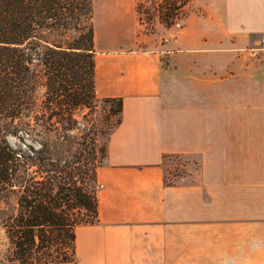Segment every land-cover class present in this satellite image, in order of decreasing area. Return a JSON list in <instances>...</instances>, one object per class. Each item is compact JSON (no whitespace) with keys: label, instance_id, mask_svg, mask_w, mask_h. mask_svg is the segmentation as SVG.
Returning <instances> with one entry per match:
<instances>
[{"label":"crops","instance_id":"1","mask_svg":"<svg viewBox=\"0 0 264 264\" xmlns=\"http://www.w3.org/2000/svg\"><path fill=\"white\" fill-rule=\"evenodd\" d=\"M99 14L95 93L122 111L97 222L75 228L73 261L26 264H264V0H191L153 44L134 0Z\"/></svg>","mask_w":264,"mask_h":264},{"label":"trees","instance_id":"2","mask_svg":"<svg viewBox=\"0 0 264 264\" xmlns=\"http://www.w3.org/2000/svg\"><path fill=\"white\" fill-rule=\"evenodd\" d=\"M191 0H152L135 5L139 25L153 31L184 18ZM93 0H0V202L16 196L3 219L13 249L7 263H65L74 259L75 228L97 222L96 173L106 156L100 135L120 124L122 99L95 93ZM75 35L45 47L41 61L45 96L35 111L33 73L24 45L39 32ZM108 108L106 130L91 126L73 134L76 110ZM40 127L46 139L36 132ZM40 137L37 146L14 148L7 135Z\"/></svg>","mask_w":264,"mask_h":264},{"label":"rangeland","instance_id":"3","mask_svg":"<svg viewBox=\"0 0 264 264\" xmlns=\"http://www.w3.org/2000/svg\"><path fill=\"white\" fill-rule=\"evenodd\" d=\"M152 0H134V7L136 4H142L145 8H151ZM180 0H176L179 2ZM100 2L101 0H93V17H95V28L101 27V15L100 13ZM153 19V31H145V27L140 29V33H145L150 37L151 44L160 43L161 41V30L163 26L159 23L154 12L150 13ZM101 33V31H100ZM75 35L74 31H67L62 34H50L48 31L43 30L38 33L37 38L30 40L23 47L27 53L28 66L33 73V84H34V99H35V111L30 115L39 114V109L42 107V102L45 96V77L43 71V65L41 61L42 54L45 47L50 46L54 42H63L65 39H69ZM145 46L140 45L139 49H143ZM100 99V98H99ZM108 108L103 107V103L99 102L98 105L93 109L81 108L76 110L75 119L77 121L76 129L73 130V134L79 135L82 131L87 130L91 126H96L98 129L106 130L107 124L103 123L102 117L106 115ZM106 111V113H105ZM36 132L41 134L44 138L52 139V134H45L40 127H36ZM109 136V135H108ZM108 136L100 135V143L106 145V140ZM7 139L9 143L14 147H23L27 144H34L37 146V141L40 137L29 134L26 135L24 132L17 136L8 134ZM106 157V156H105ZM105 157L101 160V164L104 162ZM169 168L167 169L165 178L167 183H173L176 180V175L178 174V161L176 157H172L168 160ZM99 166V167H100ZM96 192H97V188ZM16 196L15 194H10L7 198L0 202V264L7 263L12 255L13 249L7 239L5 228L2 224L4 218L15 212Z\"/></svg>","mask_w":264,"mask_h":264},{"label":"built area","instance_id":"4","mask_svg":"<svg viewBox=\"0 0 264 264\" xmlns=\"http://www.w3.org/2000/svg\"><path fill=\"white\" fill-rule=\"evenodd\" d=\"M262 43H264V40H262Z\"/></svg>","mask_w":264,"mask_h":264}]
</instances>
